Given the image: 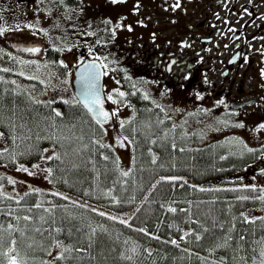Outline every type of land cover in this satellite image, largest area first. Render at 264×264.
<instances>
[{
	"label": "trees",
	"instance_id": "obj_1",
	"mask_svg": "<svg viewBox=\"0 0 264 264\" xmlns=\"http://www.w3.org/2000/svg\"><path fill=\"white\" fill-rule=\"evenodd\" d=\"M48 1L53 23L38 33L46 46L39 61L67 76L69 26L60 27L57 17H70L86 3ZM108 21L88 25L87 36L99 43L111 40L115 26ZM83 50L72 48L74 61ZM22 62L27 72L41 70L32 57L0 51V131L5 140L0 166L32 165L46 147L54 146L52 185L90 204L50 193L52 204L46 207L37 191L21 198L0 191V264L10 256L18 264H45L56 247V264H258L256 259L264 264V215H249L264 205V188L245 177L229 178L256 173L259 165L249 166L256 151H236L221 141L199 144L158 97L144 93L130 68L113 62L121 86L119 102L133 109L122 127L133 147L131 168L123 170L117 160V146H125L120 138L112 137L110 143L104 127L74 94L40 98L43 84L38 88L20 75ZM15 78L33 89L17 88ZM8 182L0 169V188ZM215 182L219 188L200 190L195 185ZM92 204L133 216L124 222Z\"/></svg>",
	"mask_w": 264,
	"mask_h": 264
},
{
	"label": "flooded vegetation",
	"instance_id": "obj_2",
	"mask_svg": "<svg viewBox=\"0 0 264 264\" xmlns=\"http://www.w3.org/2000/svg\"><path fill=\"white\" fill-rule=\"evenodd\" d=\"M192 1L177 15L175 33L164 25L132 27V39L144 41L125 50L126 65L154 95L177 101L180 118L191 120L194 131L256 134L263 142L259 150L264 147V0ZM164 41L176 44L168 48ZM257 168L253 178L263 186L264 164Z\"/></svg>",
	"mask_w": 264,
	"mask_h": 264
},
{
	"label": "rangeland",
	"instance_id": "obj_3",
	"mask_svg": "<svg viewBox=\"0 0 264 264\" xmlns=\"http://www.w3.org/2000/svg\"><path fill=\"white\" fill-rule=\"evenodd\" d=\"M82 1L84 3L86 2V4L82 6V9L79 12L74 13L67 18L61 16L57 17V19H59L58 23L60 27L66 28V26H69V33L66 34L67 43L65 45L67 48H69V50L65 52V54H67V61L70 65V73L67 76H61L58 75L55 71L45 68V64L42 61H39L44 53L43 49L39 52L37 51L36 53L28 54L31 56L27 57L31 58L33 55L32 59L40 62L41 70L39 69L38 73L34 74L30 71L27 72L26 62L21 63V67L18 72L22 77H29L31 79L30 83L37 86L38 88H41L40 84H43V88L38 91L40 98L54 99L59 96L70 98L73 97V69L81 59L77 58L76 61L73 60V56L77 53H75V51L73 50L75 54L72 55L71 51L73 47H78V50L86 49L88 51V55L93 57H104L106 58L107 63L112 66L113 62L118 60V57H120L121 59H126V62H129V56L127 54L124 55L125 50H130L131 47L138 41L142 44L144 39H132L133 37H131L132 35H130V31L127 30V28L135 27L139 24L164 25L169 33H175L174 22L178 18L177 15L182 13L185 7L190 8L192 6V3H194V1L192 0H118L117 3H113L112 0ZM10 3H12V0H0V28H2L3 30L0 34V46L4 48L10 47L11 42L17 41L18 37L22 35L28 37L29 41H41L44 43V39L38 33H35L29 27H19L17 23H14L17 20H20L18 22V24H20L21 20H26V15L29 12V7H32V4L20 3L19 0H16V3L11 4V6ZM41 17H43L41 20H44V22H39V25L45 27L46 31L49 27H52V11H48L47 9H45L42 12ZM107 19L110 20L112 25L115 26V36H113L111 40H108L104 43H99L95 39H91L87 36L86 29L88 25L93 22H98L99 25L101 23L102 25H106L107 22H109ZM177 36L179 37V35ZM160 43H162L163 45H168V48L176 44L175 41H164ZM108 79L109 78L107 77V80ZM15 82L17 88H27L31 86V89H33L30 83L24 84L23 81H19L17 79L15 80ZM110 82L108 81L105 84L106 92L110 89V86L113 85V83L110 84ZM108 100L111 107H113L112 101L110 99ZM167 107L173 109L175 113H181V106L176 107L175 109L172 108L170 102H168ZM119 112L121 113L122 110L120 109ZM175 118L176 120H178L177 116ZM117 121L119 120L115 121V125H117L118 132H112L110 127H108L107 129L106 139L110 143H112V137H115L116 141L120 137H127L120 132V127L122 126V124H119ZM189 124L190 133L192 132V125L191 123ZM243 136L245 138L238 137L236 134L233 136H228V138H203L202 142L214 139L215 141H221L229 144L230 146L234 147L236 151H254L257 147L258 136L256 134H252L250 135V137H248V134L246 133H243ZM124 142L125 146H121L120 148H118L117 146V149L119 151L118 153L121 157H117V160L123 170H130L131 166L127 165H130L132 162L133 147L128 139H124ZM113 144H115L114 141ZM204 144L208 143L205 142ZM249 147L255 149L251 150ZM4 148L5 140L3 133L0 131V150ZM54 153L55 147L48 146L45 148L40 160H38L36 163L32 165L20 164L15 169H8L6 171L4 170L9 176V182L2 185L0 191L16 198H21L28 191H37L39 194V202L46 207L51 206L52 201L49 198V194L55 193L56 188L52 185L51 182V169L49 160ZM260 157L261 158H258V155H256L255 162L264 161V152L260 155ZM24 169H27V171H25ZM253 176H250V178L253 179ZM256 185H259L258 182L256 183ZM102 211L110 216L118 217L123 221L128 220L129 214L118 215L105 209ZM263 214L264 207L257 209L256 214H252L250 218L258 219L259 217H262L261 215ZM58 250L59 247H56L53 252H50L51 256H48L49 258L45 264H54L53 258ZM211 254L212 250L209 255ZM262 254L264 256V249ZM12 258L14 257L10 256L6 264H10V260ZM212 258H214V254ZM255 262H258V264H262L259 259H256ZM16 264H18L17 260Z\"/></svg>",
	"mask_w": 264,
	"mask_h": 264
},
{
	"label": "water",
	"instance_id": "obj_4",
	"mask_svg": "<svg viewBox=\"0 0 264 264\" xmlns=\"http://www.w3.org/2000/svg\"><path fill=\"white\" fill-rule=\"evenodd\" d=\"M16 46H20L23 49H34L40 47L37 44H26V43H18ZM89 64L96 65L97 76L94 80V92L95 95L98 96L99 100L102 102L101 104L93 105L91 100L94 98L86 94V84L83 79V76L86 75V68ZM75 79L73 81L75 87V94L78 97L80 103L93 115L95 119H97L100 123H108L112 116L111 111L106 106V99L103 91V81H104V67L101 61L97 58H86L78 67L75 69ZM102 108L104 112L109 114L107 119L103 117L97 116L96 109Z\"/></svg>",
	"mask_w": 264,
	"mask_h": 264
},
{
	"label": "snow or ice",
	"instance_id": "obj_5",
	"mask_svg": "<svg viewBox=\"0 0 264 264\" xmlns=\"http://www.w3.org/2000/svg\"><path fill=\"white\" fill-rule=\"evenodd\" d=\"M113 3H117L118 0H112ZM179 6V5H177ZM131 30V29H129ZM2 29H0V33H2ZM30 51H38V49H30ZM245 59H247L245 57ZM6 70V69H5ZM86 75L83 76V79L85 81V84H86V94L89 95V96H92L94 97L92 100H91V103L93 105H96V104H101L102 102L99 100L98 96L95 95V92H94V80L96 79V76H97V70H96V65L94 64H89L86 68ZM120 96H124V93L123 92H119L118 93ZM108 99H112V96L109 95ZM115 102V101H114ZM96 112H97V116L99 117H103L104 119H107L109 114L107 112H104L102 108H99V109H96ZM115 114V113H113ZM57 116L60 115L59 112L56 113ZM99 122V121H98ZM261 127H264V125H261ZM25 171H27V169H24ZM50 171V170H49ZM31 174V173H30ZM124 175H128V173H124ZM174 211V209H173ZM101 215H103V213H101ZM172 243H176L175 241H172ZM10 264H16V260L15 258H12L10 260Z\"/></svg>",
	"mask_w": 264,
	"mask_h": 264
},
{
	"label": "bare ground",
	"instance_id": "obj_6",
	"mask_svg": "<svg viewBox=\"0 0 264 264\" xmlns=\"http://www.w3.org/2000/svg\"><path fill=\"white\" fill-rule=\"evenodd\" d=\"M220 233V232H219ZM234 256V255H233Z\"/></svg>",
	"mask_w": 264,
	"mask_h": 264
}]
</instances>
